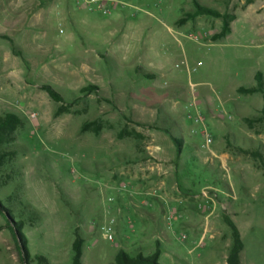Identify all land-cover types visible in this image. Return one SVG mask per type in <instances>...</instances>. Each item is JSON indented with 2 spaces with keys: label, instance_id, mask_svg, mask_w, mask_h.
Segmentation results:
<instances>
[{
  "label": "rangeland",
  "instance_id": "rangeland-1",
  "mask_svg": "<svg viewBox=\"0 0 264 264\" xmlns=\"http://www.w3.org/2000/svg\"><path fill=\"white\" fill-rule=\"evenodd\" d=\"M195 1L235 16L231 32L213 41L223 22L210 16L178 25ZM259 72L264 0H0V116L22 119L0 201L31 264H73L77 235L83 264H115L120 251L228 264L226 218L240 264H264V163L251 154L264 158V122L245 121L263 117L264 98L237 92ZM89 85L99 90L82 95ZM5 225L0 215V264H25Z\"/></svg>",
  "mask_w": 264,
  "mask_h": 264
},
{
  "label": "trees",
  "instance_id": "trees-1",
  "mask_svg": "<svg viewBox=\"0 0 264 264\" xmlns=\"http://www.w3.org/2000/svg\"><path fill=\"white\" fill-rule=\"evenodd\" d=\"M195 7H196V10L194 12L186 13L185 16L177 22V24L182 26L190 21H195L197 18L201 16H210L215 19H221L223 22V26L220 32L213 35L212 37L213 41H218L226 37L231 32V25L236 19L235 16H229V14L227 13L222 14L218 11L201 6L197 1H195ZM4 38L10 42L12 51L17 56L20 57L21 53L18 52L14 41L7 37H4ZM145 77L154 78L155 75L147 74L145 75ZM255 79L258 83L256 87H252V88L240 87L237 89V92L240 95H254V94L260 93L263 95V98H264V75L259 72L256 74ZM41 88L50 96V98L55 103L61 104L59 108V113H63L64 111H66V107L62 105L64 102V99L62 95L55 88H53L50 85H43L41 86ZM98 90L99 88L97 86L89 85V86L82 88L80 90V93L82 95L92 94L94 92H97ZM245 121L248 123L250 127H253V125L257 122L259 123L264 122V115L263 117L258 118L256 120L247 118L245 119ZM21 124H22V119L14 113H7L4 116H0V174L1 175L3 174L2 167L4 166L5 161L14 155L13 153H10L6 150L7 145L14 140V133L21 126ZM90 126L95 127L94 128L95 133L99 132L100 130L99 126L98 124H95V123L85 125L84 130H87ZM172 139L175 141L176 145L178 146V155H179L181 153V149H180L181 144L178 142L176 138L172 137ZM251 154L254 155V157L260 159L264 163V158L261 152H252ZM0 215L3 216L4 219L6 220L5 227L8 228L14 236V239L18 245L19 253L22 257V260L24 261V259H26V262L28 264H31L32 256H30L28 252V248H27L28 241L23 233L22 222L12 217L11 214L8 212V210L2 206L1 201H0ZM226 222L232 229L233 240H234V244L229 253L227 263L228 264H240V254L244 248L243 242L241 239V234L233 221L226 218ZM3 229H4L3 227H0V232ZM83 245H84L83 238L77 235L75 241L72 244L73 264H83L82 263ZM160 256L161 254L159 251H156L150 257H144L141 254L137 255L136 257H130L126 252L120 251L118 255L116 256L115 264H160L159 263ZM35 259L38 262L46 261L45 258L40 257V256L35 257Z\"/></svg>",
  "mask_w": 264,
  "mask_h": 264
},
{
  "label": "built area",
  "instance_id": "built-area-1",
  "mask_svg": "<svg viewBox=\"0 0 264 264\" xmlns=\"http://www.w3.org/2000/svg\"><path fill=\"white\" fill-rule=\"evenodd\" d=\"M81 1H86V3L90 4V5L97 4V3L101 2V0H79V2H81ZM102 1H104V0H102ZM119 3H121V1H119L116 5L118 6ZM122 4H123V6H127V4L124 3V2H122ZM136 12L140 13L141 9L140 8H136ZM188 118L190 120H194L197 123L198 122H203V118H201L200 116H195L194 117V116L189 115ZM203 137H204V144H203L202 148H208L209 146H211L213 144V140H212L211 135L209 133L204 132L203 133Z\"/></svg>",
  "mask_w": 264,
  "mask_h": 264
},
{
  "label": "water",
  "instance_id": "water-1",
  "mask_svg": "<svg viewBox=\"0 0 264 264\" xmlns=\"http://www.w3.org/2000/svg\"><path fill=\"white\" fill-rule=\"evenodd\" d=\"M24 262H25V264H26V259H24Z\"/></svg>",
  "mask_w": 264,
  "mask_h": 264
}]
</instances>
